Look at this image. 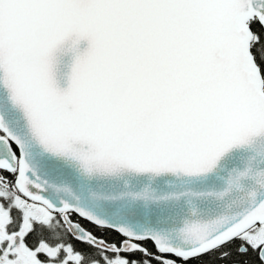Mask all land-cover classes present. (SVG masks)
Returning a JSON list of instances; mask_svg holds the SVG:
<instances>
[{"label":"snow or ice","instance_id":"snow-or-ice-1","mask_svg":"<svg viewBox=\"0 0 264 264\" xmlns=\"http://www.w3.org/2000/svg\"><path fill=\"white\" fill-rule=\"evenodd\" d=\"M233 247L264 264V0H0V264Z\"/></svg>","mask_w":264,"mask_h":264},{"label":"flooded vegetation","instance_id":"flooded-vegetation-1","mask_svg":"<svg viewBox=\"0 0 264 264\" xmlns=\"http://www.w3.org/2000/svg\"><path fill=\"white\" fill-rule=\"evenodd\" d=\"M86 227H90L89 225L85 224ZM97 234L99 235L100 233L97 232ZM114 238V237H109ZM232 251V257L230 260L228 261H221L217 258L218 254H214V255H210V256H205L202 257L199 261L194 262V264H241L242 260L244 258L239 257L236 253H235V247H233L231 249Z\"/></svg>","mask_w":264,"mask_h":264}]
</instances>
